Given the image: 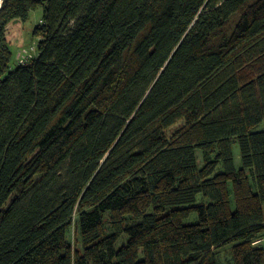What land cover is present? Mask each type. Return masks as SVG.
Here are the masks:
<instances>
[{
  "label": "trees",
  "instance_id": "16d2710c",
  "mask_svg": "<svg viewBox=\"0 0 264 264\" xmlns=\"http://www.w3.org/2000/svg\"><path fill=\"white\" fill-rule=\"evenodd\" d=\"M263 122L264 0H2L0 264H264Z\"/></svg>",
  "mask_w": 264,
  "mask_h": 264
},
{
  "label": "rangeland",
  "instance_id": "374dc122",
  "mask_svg": "<svg viewBox=\"0 0 264 264\" xmlns=\"http://www.w3.org/2000/svg\"><path fill=\"white\" fill-rule=\"evenodd\" d=\"M44 23V10L42 8L32 11L29 14V17L26 21L15 20L8 28V38L11 42V49L13 52V61L11 64V69H16L19 65H26L37 59L38 57V45L40 40L34 36V31L37 27L41 26ZM184 123L181 122L175 127L171 128L168 132L170 136L177 130H179ZM255 131H264V122L261 123ZM233 152L235 158L236 169L242 168L241 154L238 144L233 145ZM198 162L199 165L204 164L203 156L198 152ZM197 202H204L206 205L210 204L209 199H203L202 196H199ZM197 221V214H193L189 219L185 221L186 224L194 223ZM69 239L71 241L78 240L77 230L73 229L69 234ZM126 239L124 235L118 242V247L121 246L122 242ZM256 247L264 248V240L260 241L255 245ZM231 259L229 248H223L219 252V263L220 264H229Z\"/></svg>",
  "mask_w": 264,
  "mask_h": 264
},
{
  "label": "water",
  "instance_id": "95a60500",
  "mask_svg": "<svg viewBox=\"0 0 264 264\" xmlns=\"http://www.w3.org/2000/svg\"><path fill=\"white\" fill-rule=\"evenodd\" d=\"M1 5H2V0H0V8H1Z\"/></svg>",
  "mask_w": 264,
  "mask_h": 264
}]
</instances>
